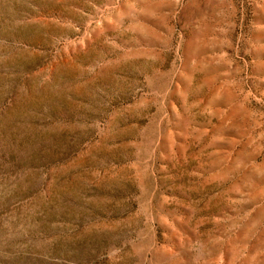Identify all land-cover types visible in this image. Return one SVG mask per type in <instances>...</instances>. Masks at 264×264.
I'll use <instances>...</instances> for the list:
<instances>
[{
  "label": "rangeland",
  "instance_id": "1",
  "mask_svg": "<svg viewBox=\"0 0 264 264\" xmlns=\"http://www.w3.org/2000/svg\"><path fill=\"white\" fill-rule=\"evenodd\" d=\"M0 264H264V0H0Z\"/></svg>",
  "mask_w": 264,
  "mask_h": 264
}]
</instances>
